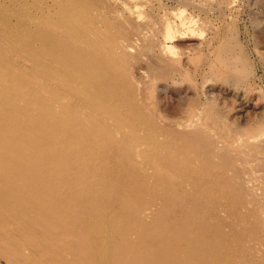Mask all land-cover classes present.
<instances>
[{
  "label": "bare ground",
  "instance_id": "obj_1",
  "mask_svg": "<svg viewBox=\"0 0 264 264\" xmlns=\"http://www.w3.org/2000/svg\"><path fill=\"white\" fill-rule=\"evenodd\" d=\"M123 19L0 0V264H264V122L162 118L147 78L188 71Z\"/></svg>",
  "mask_w": 264,
  "mask_h": 264
},
{
  "label": "rangeland",
  "instance_id": "obj_2",
  "mask_svg": "<svg viewBox=\"0 0 264 264\" xmlns=\"http://www.w3.org/2000/svg\"><path fill=\"white\" fill-rule=\"evenodd\" d=\"M107 1L111 3L119 13V16L124 18L123 20L129 26H132V23H137L142 26L148 24V29L145 28L144 31L145 34L151 33L147 35L149 37H155L154 42L158 40L157 42L164 46V53L169 57H176L175 60L177 61L179 60V66L183 68L179 67V71H182V74L187 71H193L190 75L188 72L187 75L184 74L185 77L187 76L186 80L180 77H176L175 79L176 74L154 73L149 75L147 79L150 88L153 90L152 103L157 114L158 112L160 113L158 115L164 119L166 118L165 120H169V122H179L187 115H190L194 122L203 123L209 129L216 126L211 130L215 133L217 132L215 136H219L220 130L224 128L228 129V132L225 131L224 135H227V133L235 134V128L237 130L238 126L239 128H246L248 124L250 127L264 122V0ZM198 6L201 7V10L200 8L198 9ZM204 7L206 8L205 12H203ZM211 10L215 11L213 12ZM217 10L220 11L218 12ZM150 19H155L153 21L155 23ZM156 24L163 29L161 27L158 29ZM150 30L151 32H148ZM156 34L158 35L155 36ZM150 40L152 41V38ZM151 43L154 45L153 42ZM235 47L238 51L235 50ZM154 49L160 51L156 45ZM236 52L240 53L238 54ZM237 54L239 57H237ZM192 55L195 56V59L193 57L190 58ZM209 66L211 67L209 68ZM212 67H218L219 69L223 67L221 71H225L228 75L233 74L235 76L234 78L237 79L236 81H239V85L234 86L228 80L219 81L212 79L209 74L210 71L214 70L211 69ZM202 74H206L207 76H203ZM208 76L210 77L209 79ZM188 79H191L192 82L194 80V82H189ZM152 80L154 81L152 82ZM200 85H202L201 88H199ZM210 102L212 104L215 102L216 107H213L214 109L211 108L212 104ZM207 103L209 104L207 105ZM209 108L211 109L208 110ZM246 109L249 110L247 111ZM210 111L214 113L215 117L209 114L211 113ZM206 112L208 113L206 114ZM222 115L226 116L224 117ZM221 118L223 119L221 120ZM202 119L205 120L202 122ZM216 119H218L221 125ZM221 135L224 136L223 134ZM260 172L258 173L260 179L258 186L260 187L261 185L264 187V171Z\"/></svg>",
  "mask_w": 264,
  "mask_h": 264
}]
</instances>
